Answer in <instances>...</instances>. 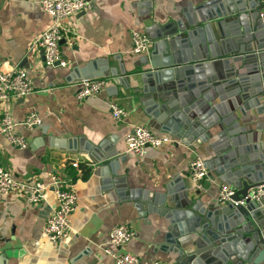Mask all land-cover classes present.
I'll return each instance as SVG.
<instances>
[{
  "label": "crops",
  "instance_id": "1",
  "mask_svg": "<svg viewBox=\"0 0 264 264\" xmlns=\"http://www.w3.org/2000/svg\"><path fill=\"white\" fill-rule=\"evenodd\" d=\"M39 1L0 0L3 69H23L33 86L29 95L2 103L0 119L4 111L16 122H22L31 112L40 118L32 130L17 126L16 133L28 144L24 149L13 147L0 135V164L18 180L49 182L51 175H60L65 187L75 192L77 207L69 216L67 236L61 242L50 243L43 229L56 204L51 187L38 204H29L17 194L0 195V264H114V258L103 249L109 230L116 225L127 226L135 237L123 248H112L113 253L130 252L146 264H175L176 254L160 249L168 221L157 214L140 215L138 203L131 197L157 198L167 188L175 190L186 185L191 204L198 201L203 206L222 207L216 198L218 189L220 184H229L221 182L212 171L198 190L189 176V164L194 158L205 161L211 155L209 143L215 141L214 132L218 129H209L214 136L201 145L196 142L197 136L185 145L184 138L154 129L148 124L149 109L144 104L140 80L133 75L126 77L119 70L128 74L137 69L144 56H151L153 42L158 40L152 41L147 54L135 55L131 52L132 31L149 35L177 20L185 22L186 15L194 14L192 10L205 0H87V11L62 22L68 30L59 46L67 61L65 67L46 66L41 49L35 45L38 36L52 23ZM210 24V33L218 42L222 37L216 21ZM200 33L203 38L207 36L206 32ZM230 66L244 72L239 62ZM81 69L89 75L83 79L104 78L106 86L99 94L78 100ZM99 73L106 75L99 77ZM111 103L123 108L127 116L115 119ZM220 103L218 99L212 102ZM232 103L233 98H225V106ZM260 104L264 106V99ZM235 111L238 127L246 130L243 146L249 147L254 141L258 154L264 157V113L257 114L250 106L243 109L245 116L240 110ZM136 126L169 135L174 141L148 147L142 156L127 153L124 137ZM93 149L91 154L89 150ZM111 151L120 153L113 157L114 170L94 164L91 159ZM73 163L78 165L74 167ZM148 204L157 208L153 202ZM183 246L185 250L193 248L185 243Z\"/></svg>",
  "mask_w": 264,
  "mask_h": 264
},
{
  "label": "water",
  "instance_id": "2",
  "mask_svg": "<svg viewBox=\"0 0 264 264\" xmlns=\"http://www.w3.org/2000/svg\"><path fill=\"white\" fill-rule=\"evenodd\" d=\"M263 10L264 0H205L192 10L194 14L186 15L185 22L177 20L149 34L151 41L158 40L137 69L128 74L119 70L140 80L148 124L154 129L184 138L185 145L197 136L201 145L214 136L209 129L217 127L215 141L209 143L211 155L204 163L208 175L214 171L221 182L231 185L234 200L259 185L264 189V157L251 137L252 145L243 146L246 130L238 127L235 111L245 116L243 109L250 106L257 114L264 113L260 104L264 99ZM212 20L222 37L218 42L210 33ZM237 62L244 72L230 66ZM79 72V81L88 78L84 69ZM225 98H233L232 105L225 106ZM214 99L221 103L213 105ZM89 152L94 154V149ZM119 154L111 151L91 159L114 170L113 157ZM187 195L188 187L183 185L167 188L157 198L131 197L140 215L157 214L168 221L160 249L174 252L175 264H264V196L260 201L224 203L218 208L198 201L191 204ZM183 243L193 248L185 250Z\"/></svg>",
  "mask_w": 264,
  "mask_h": 264
},
{
  "label": "built area",
  "instance_id": "3",
  "mask_svg": "<svg viewBox=\"0 0 264 264\" xmlns=\"http://www.w3.org/2000/svg\"><path fill=\"white\" fill-rule=\"evenodd\" d=\"M40 8L52 18L50 26L42 32L35 40V45L41 49L46 66L65 67L67 61L62 57L59 46L64 34L68 32L62 22L68 18L75 17L88 10L87 0H40ZM264 18V10L261 12ZM131 52L135 55L147 54L152 41L145 32H131ZM69 45H72L69 42ZM76 97L83 100L90 96L99 94L106 86L104 78L82 79L78 83ZM33 91L32 82L27 73L21 68L3 69V62L0 58V106L9 98L24 97ZM112 115L117 120L127 116V112L115 103L110 104ZM39 116L31 112L22 122H16L12 115L4 111L0 119V135L9 144L18 149L27 147V141L23 136L16 133L18 125L32 130L39 125ZM174 140L166 134H156L146 126H136L131 132L125 135V151L135 156H142L148 147H160L170 144ZM74 167L78 164L73 163ZM189 176L196 189L201 190L203 183L209 179L208 170L204 160L197 157L189 164ZM52 188L56 197L51 214L48 216L43 232L48 242H61L70 230L69 216L77 207V196L73 190L65 187L64 179L53 174L49 182L18 180L12 173L0 164V195L17 194L29 204H38L45 199V192ZM235 190L225 184H220L217 193V202L232 203L233 205L243 204L244 201H260L264 196L263 185L251 188L240 200H234ZM135 237V233L125 225L113 226L105 241L104 252L114 258V264H146L141 263L139 258L130 252L113 253L112 248H123ZM148 264H164L161 261H153Z\"/></svg>",
  "mask_w": 264,
  "mask_h": 264
}]
</instances>
